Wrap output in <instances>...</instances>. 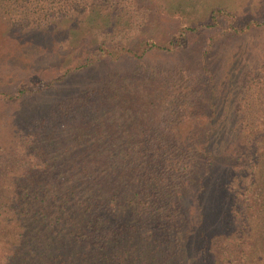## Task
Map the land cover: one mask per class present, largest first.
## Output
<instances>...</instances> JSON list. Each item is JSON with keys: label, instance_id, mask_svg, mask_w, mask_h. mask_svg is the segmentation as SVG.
<instances>
[{"label": "rangeland", "instance_id": "374dc122", "mask_svg": "<svg viewBox=\"0 0 264 264\" xmlns=\"http://www.w3.org/2000/svg\"><path fill=\"white\" fill-rule=\"evenodd\" d=\"M58 1L0 0V200L28 187L73 201L71 244L56 264H239L235 245L250 249L233 242L237 231L254 232L264 216V156L255 168L259 155L245 161L247 144L238 146L227 178L216 174L230 194L229 229L198 194L202 167L193 159L171 171L167 150L187 151L188 132L224 122L230 108L241 130L264 119V0ZM88 59L95 66L82 68ZM229 132L215 144L234 146ZM116 151L134 153L129 168L110 158ZM130 189L140 197L126 222L112 200ZM9 232L0 218V264H22Z\"/></svg>", "mask_w": 264, "mask_h": 264}, {"label": "trees", "instance_id": "16d2710c", "mask_svg": "<svg viewBox=\"0 0 264 264\" xmlns=\"http://www.w3.org/2000/svg\"><path fill=\"white\" fill-rule=\"evenodd\" d=\"M43 1H47L46 3L50 2V0ZM75 1L76 0H59L58 2H65L67 5L69 2L71 5H73L75 4ZM93 2L96 3L97 1ZM57 13L61 15L66 14L67 9H62ZM103 22L105 25H110L111 19L108 21L104 20ZM166 48H159L155 45H152L148 50L163 49L168 51ZM93 63L95 62H92L90 59H88V61L82 65V68L87 69L89 67L95 66ZM72 71L73 70H68L67 74H70ZM171 97H173V95ZM211 102V106L213 108L219 109V105L216 102ZM227 113L230 115L229 118L225 119L224 122L218 123V125H211L214 122H209L207 124L208 129H205L201 135L192 133L191 130L188 132L189 135L184 139L189 146V148L186 150L189 151L191 146L195 145L200 147V151L196 157H191L187 151H182L181 148H169L167 153L170 156L169 169L171 171L177 170L176 167H180L178 171H181V168L188 170L191 167V160L193 159L200 167H202L203 175L199 181L200 189L198 194L203 197L205 196L210 198V200L213 201L212 207L215 208L219 217L221 215V218L225 219L223 227H228L230 229L234 225L231 220L229 221L228 225L227 221L228 209L230 207V194H228L227 190H224V184H219L217 181H215L216 174L217 172L224 174L222 181L227 178L228 172L233 170V168L230 166L232 161L229 162V160H232V158L237 160V157L235 156H238V153H236L234 150H240L239 147L243 146L244 144H247V149H245V152L248 153V155H246L245 161H247V159H250L251 161L252 156L254 158V156L258 154L259 158L254 159V167H260V159L262 156H264V119L246 121L244 123V130H241L238 122L236 120H231V108ZM225 129H230L231 132L229 133L231 134V141L234 140V146H231L232 142H226L225 140L219 141L220 144H215V134H219L221 132L225 133ZM249 130H252L251 132L253 133L250 135V137L247 136V131ZM168 146L169 145L165 143V148ZM219 147L224 150L225 153H227L225 160L222 159L217 151ZM193 150L194 149L192 148V151ZM175 152H178L177 155ZM109 154L111 155L110 158H114L115 162L119 161V168H122V166L125 169L129 168L130 164L134 162L133 159H135L134 153L130 151L122 153H120V151H116L112 154ZM185 154H187V157H185ZM141 155L142 153H140V156ZM144 185L145 188L149 186L147 184ZM129 186L131 188V185ZM79 188L81 187L73 186L70 188L65 186L64 189H60V192L67 193ZM35 191V188H21L18 198L10 197L9 199L3 201L0 200V215H3L0 216V218H2L10 228V232L6 238L9 239V244L11 247L15 246L12 250L13 260L21 261L22 264H56L58 258L57 254L59 253V250H61V244H71V239L68 238L70 235L65 233V226L68 223V215L66 213L64 214V212L69 211V207L73 204V201L68 199H61L57 201L54 195H49L48 198H40L36 195V193H34ZM138 197H140V193L130 189L128 195L129 199L123 202L120 200L118 201L117 199L116 201L112 200V208L114 211H116V213H119L123 216L124 221L129 222L133 216V212L132 215L130 214L131 210H136ZM262 204H264V199ZM205 207H207V205H205ZM206 211L207 212H203L201 214V221L198 225L200 228L205 226V224L208 222L209 212L208 210ZM237 213L239 215L241 214L243 217L241 210H238ZM223 219L221 220L223 221ZM62 222L63 227H60ZM255 228L256 229L253 230L254 232L250 231L249 233L243 231V227L237 231L238 236L233 242H241L246 238V244L248 245L247 247L250 249V253L249 250L243 252V250H245L243 249L244 247L235 245V250H237L236 260L239 261V264H264V216L261 217L257 223H255ZM202 235L206 239L211 236V239L220 238L217 237L216 234L212 235L210 231L202 233ZM230 239L233 238H229L228 240ZM189 241L195 242V236H191L189 240H186V238L183 239L182 247H189L190 250V246H193L194 243L188 244L187 242ZM17 243L21 245L20 248H18ZM260 249H262V251ZM247 253L249 255V261L246 262ZM242 259H245V261Z\"/></svg>", "mask_w": 264, "mask_h": 264}]
</instances>
